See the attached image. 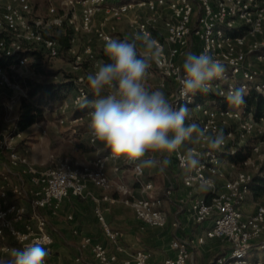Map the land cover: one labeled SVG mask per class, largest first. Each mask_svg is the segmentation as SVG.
I'll use <instances>...</instances> for the list:
<instances>
[{"label":"built area","instance_id":"2783aa9c","mask_svg":"<svg viewBox=\"0 0 264 264\" xmlns=\"http://www.w3.org/2000/svg\"><path fill=\"white\" fill-rule=\"evenodd\" d=\"M46 1L45 14L36 16L31 0H0V252L8 255L12 248L41 240L50 253L54 237L49 217L56 216L69 197H77L91 200L92 213L103 237L95 240L82 229L72 230L82 247L89 250L90 264H151V254L145 250L127 255L120 244L123 231L107 224L103 209L104 202L114 201L108 194L112 190V181L106 173V161H122L132 170L141 193L140 197H134L130 188L119 184L117 190L123 195V204L145 226L163 229L168 225L162 209L163 200L153 193L152 182L143 180V168L137 166L139 162L113 159L109 152L91 164L63 159L37 167L23 149L16 146L15 138H20L21 134L16 131L18 118L12 116L16 102L13 97L7 99L3 95L18 91L26 97L23 91L27 88L21 86V71L36 63L38 58L51 61L60 56L62 44L54 30L68 29L66 54L72 58L74 69L85 63L96 66L106 57L103 52L105 38L123 40L118 35L117 25L130 13L144 11V17L129 20L128 39L137 32L150 33L155 39L159 59L153 60L150 66L158 71L162 80L150 90L162 91L164 80L170 81L174 86L170 103L175 108L195 103L196 94L180 98L178 75L182 66L177 61L192 40L199 45L197 55L207 51L227 67L225 78L212 81L209 93L225 98L231 88L243 85L247 94L255 91L264 97V80L254 69L256 64H264V0ZM89 36L93 37L97 48L87 42L81 51H77L78 38ZM255 36L260 40L245 51V40ZM137 47L143 53L139 42ZM73 81L75 88L69 96L77 108L88 97L89 87L84 75L76 76ZM189 109L195 116L191 115L188 122L198 123L211 135L220 130V122H237L239 142L252 135L256 126L264 125L262 120L255 121L250 113L245 114L240 108L217 106L209 100L195 103ZM91 110L89 107L78 119H90L87 113ZM11 122L12 129L8 125ZM58 123L62 125L63 119ZM224 134V145L218 151L210 150L204 144L186 143L178 152L172 153L176 167L185 171L183 186L191 191L202 189L205 192L192 196L188 221L192 225L209 223V226L198 235L171 239L169 247L173 256L165 259L163 264H188L192 251L212 239L230 244V250L218 257L215 264H264L258 257L264 256V198L252 213L243 212L252 176L239 172L219 187L215 185L222 177V162L240 147L229 150L231 133ZM89 141H92L91 135ZM187 147L198 153L202 167L185 168L183 153ZM250 149L257 151L256 146ZM88 186L102 194H90ZM170 194V191L165 192L167 196ZM67 220L71 221L73 217L68 215ZM178 225V221L171 223L173 228ZM8 240L12 245L6 243ZM121 254L126 257L121 258ZM74 261L79 263L80 258L75 257ZM46 264H51L48 258Z\"/></svg>","mask_w":264,"mask_h":264},{"label":"clouds","instance_id":"9594fccd","mask_svg":"<svg viewBox=\"0 0 264 264\" xmlns=\"http://www.w3.org/2000/svg\"><path fill=\"white\" fill-rule=\"evenodd\" d=\"M138 42L143 53L138 50ZM103 52L109 62L101 63L86 77L91 93L99 99L90 102L85 98L80 105L92 109L87 113L91 143L102 144L113 159L139 162L138 167L158 164L161 170L167 168L170 160L165 157L156 161L148 157L149 153L178 152L186 143L204 144L214 151L222 148L226 139L223 129L211 135L198 123H189L191 109L186 105L175 108L162 91L146 86L151 62L159 59L157 42L150 33L137 32L131 40L106 37ZM226 72V65L207 51L199 55L185 53L178 75L180 98L209 93L211 82L225 78ZM246 95L247 90L241 85L231 88L225 99L228 105L241 108ZM183 159L186 169L202 167L192 147L184 149ZM48 256L46 245L32 240L12 248L9 258L0 260V264H46Z\"/></svg>","mask_w":264,"mask_h":264},{"label":"rangeland","instance_id":"374dc122","mask_svg":"<svg viewBox=\"0 0 264 264\" xmlns=\"http://www.w3.org/2000/svg\"><path fill=\"white\" fill-rule=\"evenodd\" d=\"M31 2L33 3L36 16H42L45 14L48 6L46 0H31ZM144 14V11L130 13L127 19L117 25L116 29L118 35L123 39L128 38L129 20L136 16L144 17ZM53 33L58 36L59 39L65 38V35L68 34V29L63 27L62 29L54 30ZM259 40V36L248 37L245 40V51H248L250 47ZM87 42L92 43L94 48H97L93 37L89 36L79 37L75 49L81 51L82 46ZM138 49L141 51L140 48ZM198 51L199 45L192 40L188 49L177 59L178 63L182 66L185 53L192 52L197 54ZM71 59L72 58L66 54V48H63L62 46L60 56L57 59L49 61L44 58H38L36 63H32L27 69L22 70V82L24 81L26 85H29V88L24 89L23 91L26 97L28 92L31 91L35 85L58 83L82 75L87 77V75L96 70L101 63L107 62V58L103 57L101 58V63L98 62L96 66L85 63L80 68L74 69ZM254 69L258 77L264 80V64H256ZM160 80L162 79L158 71L153 66H150L145 81L146 86L150 89ZM164 83L165 87L162 92L170 102L172 99L171 95L174 94V86L168 80H164ZM3 96L7 99H12L13 97V100L16 103L12 110V116L18 118V106L21 98H23L22 94L18 91H8L5 92ZM28 100L42 110L44 118L41 122L33 124L25 131L21 132L20 138H15V140L17 141V148L23 149L28 158L37 167L48 166L52 162L56 163L63 159H68L77 162L78 164H91L95 159L110 152L102 144L90 143V134L88 131L89 119L85 117L78 119L79 116H76L77 108L72 104L70 96H67L59 103H49L48 105L38 103L39 95L30 97ZM191 115L195 116L193 111H191ZM61 118L64 121L62 125L58 123V120ZM76 118L78 120H75ZM8 125L11 129L13 128L12 122L8 123ZM220 129H223L224 133H231V136L228 138L229 150L234 149V147L247 145L249 147L256 146L257 151H251L250 158L243 165L232 164L228 159L223 161L221 166L222 177L216 181V187H219L224 180L233 177L239 172L246 173L252 177L260 174L262 169H264V125H261L260 127L256 126L252 135L245 137L241 142H239L240 137L237 122L231 120L222 121L220 122ZM105 168L109 169V173L116 174L119 171L125 170L126 166L122 161L107 160ZM114 168L118 169L115 170ZM121 175L124 174L121 173ZM124 176L125 177L122 180H118L116 177H114V179L119 183H124L129 189L132 187L133 178L128 174ZM263 198L264 194L255 199L250 191L247 195L246 202L250 206H255L256 204H260ZM6 243L12 245L11 240H8ZM1 245L2 241H0V247ZM229 250L230 244L227 241H214L213 252L207 253L205 256H199L200 264H203V262L206 264H209V262L210 264H213L218 257L222 256ZM258 257L262 258L264 263V256L260 254ZM5 258L6 256L0 252V260H5Z\"/></svg>","mask_w":264,"mask_h":264},{"label":"crops","instance_id":"0c3cea01","mask_svg":"<svg viewBox=\"0 0 264 264\" xmlns=\"http://www.w3.org/2000/svg\"><path fill=\"white\" fill-rule=\"evenodd\" d=\"M148 157L156 161H160L165 157L170 160V164L165 170H161L158 164L152 167H142L143 180L151 181L153 193L163 200L162 209L167 215L168 225L163 229L145 226L137 221L132 210L123 204V195L117 188L119 184L124 185V183H119L114 177L122 180L125 177L124 175L128 174L133 178L132 187H130L132 196L140 197L141 195L140 189L135 183L134 174L126 165L125 170L116 174L109 173V169L106 168V173L112 181V190L108 194L114 201L104 202L103 209L107 224L113 229L123 231L124 237L120 244L127 255L137 250H145L151 254V264H163L165 259L173 256V252L169 247L171 239L174 237L186 238L200 234H193V227L187 216L192 196L204 194L205 192L202 189L191 191L183 186L182 181L185 171L176 167L172 153H149ZM121 173L124 175H121ZM166 191H170L171 194L169 196L165 195ZM88 192L95 196L102 194V191L92 186H88ZM255 206H250L245 202L243 212L250 214L254 211ZM68 215H71L73 220L68 221ZM173 221H178L179 225L177 228L171 226ZM49 225L54 237L51 252L47 257L51 264L91 263L89 250L83 248L80 239L72 233L73 229L78 228L95 240L103 239L100 226L93 216L92 202L89 198H81V200L76 198L67 199L63 204L62 210L56 216L49 217ZM208 226L209 223H206L202 227L206 228ZM214 241L219 240H206L204 245L196 247L192 251V257L188 264H200L199 256L212 253ZM5 256V260H7L9 254ZM75 257L80 258L79 263L74 261ZM120 257L125 258L126 255L121 254ZM203 264L206 263L203 262Z\"/></svg>","mask_w":264,"mask_h":264},{"label":"trees","instance_id":"16d2710c","mask_svg":"<svg viewBox=\"0 0 264 264\" xmlns=\"http://www.w3.org/2000/svg\"><path fill=\"white\" fill-rule=\"evenodd\" d=\"M60 42L63 48L68 47L66 37L61 38ZM107 62H109L108 59ZM73 79H68L66 81H62L58 83L35 85L32 88V90L28 92L27 97L30 98L35 95H39L38 103L46 104V105H48L49 103L60 102L64 100L67 96H69L71 92L74 90L75 84ZM21 86L23 88H29V85H26L24 81L21 82ZM101 95L104 96L106 95V93H102ZM27 97L21 98L19 102L18 119L16 122L17 132L25 131L31 125L41 122L44 118L42 110L36 105L32 104ZM96 99H99V97L94 96L90 90L87 100L91 102ZM204 100L212 101L217 106L234 108L228 105L225 98H220L211 93L202 94L200 92H197L195 96V103L202 102ZM194 104L192 103L186 106L188 108H191L194 106ZM88 108H81L80 106L77 107L76 116H81L83 112ZM241 109L244 111L245 114L250 113L255 121L262 120L264 123V97L262 95L256 93L255 91H249L248 94L245 96V104L244 106L241 107ZM250 155H251L250 147L244 145L242 147L237 148L234 153L227 155V159L232 164L243 165L250 157ZM250 191L255 199H257V197H260L264 194V169H262L260 174H257L252 177V181L250 183ZM69 198H76L81 200V198H77V197H69ZM192 227H193V234L201 233L205 229L202 226L194 225V224L192 225Z\"/></svg>","mask_w":264,"mask_h":264}]
</instances>
